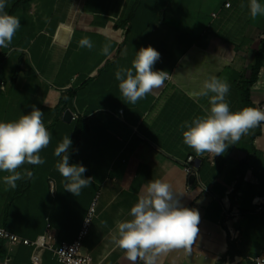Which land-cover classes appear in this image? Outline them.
<instances>
[{"label":"crops","instance_id":"0c3cea01","mask_svg":"<svg viewBox=\"0 0 264 264\" xmlns=\"http://www.w3.org/2000/svg\"><path fill=\"white\" fill-rule=\"evenodd\" d=\"M249 2L6 0L5 11L21 27L11 45L0 48V122L16 121L34 105L44 113L52 139L40 152L46 163L18 169L33 177L17 181L16 189L4 190L9 173L0 171V227L35 239L49 223L59 246L74 241L93 208L82 253L93 264H132L113 242L117 223L131 219L130 209L148 181L161 179L182 195L186 207L198 210L200 223L190 253L173 250L156 264H256L264 252V209L256 212L253 204L264 196V123L220 156L197 157L183 143L181 128L210 107L198 93L213 76L229 83L231 111L264 109V65L249 84L264 15L252 17ZM258 2L264 6V0ZM83 37L90 38L92 49L79 46ZM105 44L109 55L101 51ZM148 46L161 54L153 70L169 77L131 104L115 72L131 67L136 52ZM67 110L73 113L69 121ZM66 135L72 141L70 163L84 165V176L94 178L78 196L64 190L56 169L61 158L54 150ZM190 156L196 165L192 182L182 167ZM235 206L240 215L228 216ZM230 243L237 251L232 255ZM31 254V246L0 239V264H32ZM41 259L61 264L49 249Z\"/></svg>","mask_w":264,"mask_h":264},{"label":"clouds","instance_id":"9594fccd","mask_svg":"<svg viewBox=\"0 0 264 264\" xmlns=\"http://www.w3.org/2000/svg\"><path fill=\"white\" fill-rule=\"evenodd\" d=\"M5 8L6 0H0V48H8L21 27L20 19L10 15ZM248 8L254 18L264 15V6L258 0H250ZM79 46L92 49L94 45L90 38L83 37ZM109 49L110 45L105 44L101 51L109 55ZM160 56L152 46L141 47L131 67L116 70L115 79L126 101L135 104L164 85L169 73L153 70ZM203 89L198 95L207 97L210 107L203 115L181 125L183 143L193 149L197 157L205 153L213 156L225 154L229 146L236 145L250 130L264 123V109L249 106L238 111L230 110L226 102L230 85L226 79L210 77L204 82ZM43 115L33 105L32 110L18 120L0 122V171L9 173L3 178L5 191L16 189L17 181L33 177V172L27 169L23 173L18 171L23 165L46 163L40 152L49 146L52 136L43 123ZM71 146L72 141L66 135L55 148L54 155L61 158L56 169L64 179V190L78 196L94 178L84 176L87 171L84 165L70 163ZM181 196L170 183L161 179L150 180L138 202L130 209L131 219L117 223L113 242L126 253L132 264L138 260L144 264H156L158 256L173 250L183 249L190 253L199 234L200 214L195 208L186 207Z\"/></svg>","mask_w":264,"mask_h":264},{"label":"built area","instance_id":"2783aa9c","mask_svg":"<svg viewBox=\"0 0 264 264\" xmlns=\"http://www.w3.org/2000/svg\"><path fill=\"white\" fill-rule=\"evenodd\" d=\"M230 4L226 3L225 6L228 7ZM215 15V14H213ZM2 57V52L0 50V59ZM264 108V107H263ZM122 113V111H120ZM183 170L188 174H193L196 165L193 157H188L182 163ZM50 185H53V180L49 181ZM253 204L255 205V211L261 212L264 209V196L256 197L253 199ZM93 208L89 211L87 216L84 218L80 231L77 237L71 243H62L59 246H54V235L52 233V227L49 223L46 224L45 231L43 234L37 236L35 239H27L21 237L15 233H12L2 227H0V239H3L11 246L25 245L32 247L31 262L32 264H41V252L45 249H49L53 256L61 264H93L90 257L82 253V244L84 238L87 236L90 230V225L92 221ZM228 216L237 217L240 215V210L238 207H232V210L226 211ZM9 258L7 259V261ZM143 261L138 260L136 264H141ZM256 264L264 263V252L257 258L254 259Z\"/></svg>","mask_w":264,"mask_h":264},{"label":"trees","instance_id":"16d2710c","mask_svg":"<svg viewBox=\"0 0 264 264\" xmlns=\"http://www.w3.org/2000/svg\"><path fill=\"white\" fill-rule=\"evenodd\" d=\"M261 35H262V38H260L258 48L255 53V64L253 65L251 72H250L249 84L255 83L257 81L258 77L260 76L262 67L264 65V29ZM81 129H83V127L80 129L78 128L76 130V135L80 132ZM234 252H237L235 249V246L233 245V243H230L228 254L232 255Z\"/></svg>","mask_w":264,"mask_h":264},{"label":"water","instance_id":"95a60500","mask_svg":"<svg viewBox=\"0 0 264 264\" xmlns=\"http://www.w3.org/2000/svg\"><path fill=\"white\" fill-rule=\"evenodd\" d=\"M61 30H62V29H61ZM63 30H64V29H63ZM67 32H68V31H67ZM65 33H66V30H65ZM66 35H67V34H66ZM59 37H60V35H59ZM65 40H66V36H65V38H64V36L61 37V42H65ZM72 117H73V113H72L71 110H67V111L64 113V120L69 121ZM194 179H195V175H194V174H191L190 177H189V180L192 182Z\"/></svg>","mask_w":264,"mask_h":264}]
</instances>
